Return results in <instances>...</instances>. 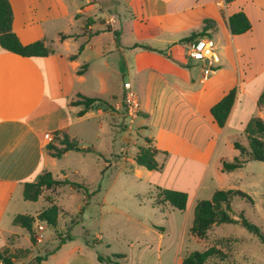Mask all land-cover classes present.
Instances as JSON below:
<instances>
[{"label": "crops", "instance_id": "0c3cea01", "mask_svg": "<svg viewBox=\"0 0 264 264\" xmlns=\"http://www.w3.org/2000/svg\"><path fill=\"white\" fill-rule=\"evenodd\" d=\"M10 4L13 31L20 41L24 45L44 41L52 52L29 58L0 47V251L18 236L3 222L17 195L19 207L25 206L24 184L45 171L61 179L53 173L57 157L50 146L61 148L65 135L77 140L78 132L72 128L92 118L115 122L125 112V82L133 84L140 101L135 120L142 119L139 129L160 151L157 161L164 156V162L158 161L164 165L161 173L177 165V172L189 177L193 193L198 194L216 160L212 180L226 183L233 172H222V162L239 155L234 140L240 135L229 132H244L251 120L242 100L252 95L256 81L262 84L252 97L258 101L264 91V67L256 68L251 56L255 45L242 41L255 37L256 27L264 23V0L230 5L225 0H10ZM239 11L247 14L252 29L233 36L229 19ZM205 20L213 22L200 38L214 40L221 30L228 43L221 53L215 42L219 63L209 75L204 64L188 54L200 39L192 35L203 31ZM234 87H238L236 102L226 126L220 128L211 109ZM78 94L100 98L108 106L80 117L82 107L72 104ZM46 134L53 135L52 142ZM175 190L188 193L189 211L190 190ZM19 213L13 214V221ZM160 238L162 262L164 235ZM165 264H182L180 249Z\"/></svg>", "mask_w": 264, "mask_h": 264}, {"label": "rangeland", "instance_id": "374dc122", "mask_svg": "<svg viewBox=\"0 0 264 264\" xmlns=\"http://www.w3.org/2000/svg\"><path fill=\"white\" fill-rule=\"evenodd\" d=\"M254 36L242 41L243 44L255 45L251 55L254 65L256 68L264 67V23L258 24ZM122 38L125 37L122 35L120 40ZM214 40L223 53L228 43L221 30ZM154 47L162 48L158 45ZM111 67L115 69V64ZM261 84L262 80L256 81L252 85V95L241 103L250 119L264 120V107L260 108L259 99L257 101L256 97H252L258 93ZM140 122L141 118L132 121L125 110L115 122L92 118L72 128V131L78 132L75 141L81 148L93 147L95 150L62 153L57 157V167L53 173L63 180L85 185L88 191L79 192L71 186L44 189L37 203L22 200L25 206L21 208L19 195L14 198L3 226L18 234L8 240L6 248L9 254L15 256V264H34L35 257L46 255L45 264H57L64 260L68 264H99V255L111 258L114 255L123 256L118 260L121 264H165L176 249H180V258L183 259L191 252L205 250L213 239L228 237H237L242 241L232 259L233 263L264 264L263 245L238 224L215 226L208 233L207 241L194 237L189 231L194 219L195 207L192 204L210 201L216 190H228V186L247 193L253 200V203L235 200L233 215L243 213L264 231V163L249 162L244 168L233 172L221 185L212 180L216 173L215 160L205 188L194 194L189 177L179 174L177 165H172L164 173L156 171L149 175V170L134 161L139 149L147 145L148 134L139 129ZM234 132L240 135L236 140L248 145L243 131L232 129L229 134ZM159 157V162L164 160V156ZM158 187L171 190L188 188L191 209L181 212L169 206L156 205ZM49 200L61 209L58 225L53 227L37 221V241L32 243L29 232L13 226V214L20 212L21 215L37 217L38 212L49 208ZM69 234L73 240L67 241L66 246L59 249L61 238ZM160 235L165 238L163 247L166 254L162 262L159 260Z\"/></svg>", "mask_w": 264, "mask_h": 264}, {"label": "trees", "instance_id": "16d2710c", "mask_svg": "<svg viewBox=\"0 0 264 264\" xmlns=\"http://www.w3.org/2000/svg\"><path fill=\"white\" fill-rule=\"evenodd\" d=\"M237 0H225L226 5H230ZM14 14L10 0H0V47L2 50L20 55L22 57H47L51 54V50L46 46L44 41H36L34 43L24 45L16 33L13 31ZM212 20H205V26L201 33L193 34L192 39L204 36ZM229 28L233 36H240L248 33L252 29V24L247 14L244 11H239L233 14L229 19ZM72 59L74 57H71ZM85 68V67H84ZM83 73V69L78 71V74ZM238 87H234L225 97L215 104L211 109V114L220 128H224L236 102ZM74 106L82 107L79 116L82 117L91 110L105 108L106 101L97 97H87L78 94V100L72 103ZM258 106L264 107V91L259 98ZM245 135L248 139V145L234 140V148L239 152L232 161L224 160L222 162V172L232 173L242 169L249 162L264 163V120L262 118H253L247 124ZM62 147L55 148L54 157H60L62 153L68 151H94L93 147L81 148L76 141H71L66 135L61 140ZM147 145L139 149L135 157V162L149 171L161 172L164 165L158 163L156 157L160 151L152 146V140L146 139ZM167 154V153H163ZM64 186H71L74 190L85 192L87 187L82 184L72 183L68 180L54 178L52 173L45 171L40 174L34 182L24 184L23 197L25 201L37 203L44 189L54 190ZM235 200L249 201L253 203L252 198L245 192L238 189L216 190L210 201H198L194 208L193 224L190 228V233L201 240H209L208 233L215 226L228 224H238L245 228L249 233L254 235L264 247V231L254 223L250 222L243 213L238 216L233 215V203ZM49 208L39 213L37 217L30 215H17L14 218V226H19L25 229L30 234L32 243H36L35 224L37 221L46 223L50 226L57 227L60 207L51 202ZM156 205L170 206L173 209L185 212L189 206V195L186 192L179 190L164 189L158 187V195ZM82 211L84 208L81 209ZM73 238L69 234L65 238H61V245L67 241H72ZM210 245L205 250L194 251L187 254L182 259V264H235L232 259L241 246V239L237 237H228L213 239L209 242ZM60 245V246H61ZM59 246V247H60ZM58 247V248H59ZM46 256L35 257L34 264H45ZM123 258L120 255H114V258L104 257L99 255L98 262L100 264H121L118 260ZM15 256L9 254L7 249L0 251L1 264H15Z\"/></svg>", "mask_w": 264, "mask_h": 264}, {"label": "built area", "instance_id": "2783aa9c", "mask_svg": "<svg viewBox=\"0 0 264 264\" xmlns=\"http://www.w3.org/2000/svg\"><path fill=\"white\" fill-rule=\"evenodd\" d=\"M188 54L193 60L204 64L205 75L212 73L219 63L215 41L210 37H202L193 42ZM124 93L126 114L134 121L140 114V101L131 82L124 83ZM45 138L49 142H52L54 137L52 134H46ZM39 241L42 242L40 238Z\"/></svg>", "mask_w": 264, "mask_h": 264}]
</instances>
